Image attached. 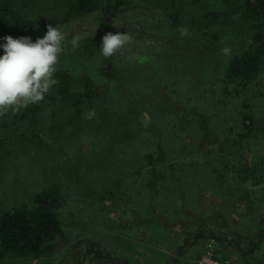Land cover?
I'll return each instance as SVG.
<instances>
[{"label": "rangeland", "instance_id": "1", "mask_svg": "<svg viewBox=\"0 0 264 264\" xmlns=\"http://www.w3.org/2000/svg\"><path fill=\"white\" fill-rule=\"evenodd\" d=\"M71 1L0 0V30L3 6L33 20L35 35L57 25L65 33L57 66L74 78L72 90H83V75L97 88L80 120L56 85L35 119L21 117L34 103L0 113V210L56 185L66 235L50 255L4 264H115L89 257L90 240L128 264H264V239L252 253L235 246L251 248L264 233V69L258 83L225 81L232 44L222 28L208 47L197 41L189 0H123L109 25L100 9L80 13ZM108 31L132 39L105 57ZM106 64L115 76L100 73ZM201 116L215 141L197 142ZM157 145L164 158L152 161L151 190L145 155L155 158Z\"/></svg>", "mask_w": 264, "mask_h": 264}, {"label": "trees", "instance_id": "2", "mask_svg": "<svg viewBox=\"0 0 264 264\" xmlns=\"http://www.w3.org/2000/svg\"><path fill=\"white\" fill-rule=\"evenodd\" d=\"M189 1L197 12L196 18L190 21L191 30L198 35L197 41L203 47H208L210 38L214 36V30L222 28L232 44L223 79L238 86L260 82L259 75L264 69V0ZM122 2L123 0H72L70 7L80 13L100 9V19L105 25H109L116 11V4ZM2 12L6 15L3 28L0 30V35L3 37L7 34L14 37L29 35L35 40L47 31L35 35L36 25L33 20L23 18L8 6H3ZM100 73L107 77L115 76V70L110 64L102 66ZM55 76L58 78V83L55 85L60 100L73 108L71 119H82L85 106L90 104L97 95V88L92 79L87 75L81 76L83 90L74 91L72 90L74 78L67 70L57 66ZM48 97L46 94L42 101L28 106L21 117L35 119L41 103ZM247 119L248 123L252 122L251 116L247 115ZM200 127L203 133L197 142L207 139L216 140L204 116H201ZM145 158L151 165V180L148 186L154 190L158 170L152 165V161L155 163L164 158L162 147L157 145L155 158L153 153L146 154ZM61 204L60 190L56 185H51L33 193L29 203H21L10 209L0 210V264L18 258H39L50 255L59 247L66 246V235L58 214ZM261 239H264V233L258 235L251 248L243 246L239 241L235 246L241 252L252 253L259 247ZM77 245L79 243L69 248ZM85 252L91 258H103L106 263L128 264L124 259L113 260L110 254L102 253L98 243L93 240L89 241Z\"/></svg>", "mask_w": 264, "mask_h": 264}, {"label": "clouds", "instance_id": "3", "mask_svg": "<svg viewBox=\"0 0 264 264\" xmlns=\"http://www.w3.org/2000/svg\"><path fill=\"white\" fill-rule=\"evenodd\" d=\"M187 29H182V35ZM132 39L128 31L106 32L101 39L100 52L109 57ZM65 33L49 24L43 36L35 40L29 35L14 37L7 34L0 43V113L18 104L39 103L58 83L55 76L60 54L64 50ZM80 37L73 35L71 44L79 46ZM224 53L229 49L225 47Z\"/></svg>", "mask_w": 264, "mask_h": 264}, {"label": "built area", "instance_id": "4", "mask_svg": "<svg viewBox=\"0 0 264 264\" xmlns=\"http://www.w3.org/2000/svg\"><path fill=\"white\" fill-rule=\"evenodd\" d=\"M204 259H205V260H208V257H205Z\"/></svg>", "mask_w": 264, "mask_h": 264}]
</instances>
